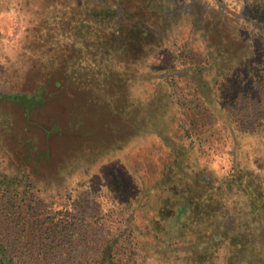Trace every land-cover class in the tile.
Masks as SVG:
<instances>
[{
  "label": "trees",
  "instance_id": "trees-1",
  "mask_svg": "<svg viewBox=\"0 0 264 264\" xmlns=\"http://www.w3.org/2000/svg\"><path fill=\"white\" fill-rule=\"evenodd\" d=\"M148 6L167 19L165 38L188 15L183 44L188 64L164 67L153 77L152 90L162 104L152 105L141 123L126 129L109 126L106 135L123 137L111 155L102 154L97 171L79 161L59 177L64 180L58 187H24L26 175L0 169V200L7 196L12 204L11 198L19 197L27 203L22 217L30 239L25 256L16 259L0 232V264H214L216 259L256 264L262 258L247 249L251 238L220 209L226 208L224 200H235L251 202L255 217L264 213V0H152ZM182 33L179 29L163 43L172 47ZM184 79L209 119L200 128L182 118L193 102L182 89ZM0 97H13L22 106L26 102L22 95ZM173 124L179 129L172 130ZM136 133L160 137L168 160L152 183L137 172L123 187L120 181L108 183L107 160L123 146L134 144L129 151H135L141 142L132 139ZM215 134L227 143V163L218 175L204 161ZM58 198L62 204L57 209L38 204H54ZM93 223L104 232L92 239ZM259 232L252 238L258 239ZM220 250V259L211 261Z\"/></svg>",
  "mask_w": 264,
  "mask_h": 264
},
{
  "label": "rangeland",
  "instance_id": "rangeland-1",
  "mask_svg": "<svg viewBox=\"0 0 264 264\" xmlns=\"http://www.w3.org/2000/svg\"><path fill=\"white\" fill-rule=\"evenodd\" d=\"M150 1L0 0V93L26 98L22 106L13 97H0V169L10 175H26L24 187H58L64 180L59 177L77 162L89 163L97 171L100 157L112 154L123 136L106 135L109 126L126 129L141 123L138 120L152 105L162 104L156 102L152 80L164 67L188 64L183 44L189 18L186 15L173 24L183 33L175 45H165L163 40L172 39L178 30L172 29V36L164 37L168 21L149 8ZM182 89L193 97L192 109L182 118L186 123L192 119L197 128L207 124L203 103L191 93L185 79ZM173 129L178 130L179 125L173 124ZM143 135L133 134L135 142L141 141L135 151H129L134 144L125 149L122 145L120 154L106 159L110 163L108 183L120 181L123 187L134 179L135 172L144 175L147 183L159 176L168 157L160 137ZM226 147L215 134L211 154L204 160H209L214 175L227 163ZM11 199L12 204L7 196L0 200V232L17 259L25 256L24 247L30 244L28 223L22 217L27 203L19 197ZM224 201L227 205L223 206L230 208L220 211L251 238L247 249L262 255L255 263L263 262L264 213L255 217L251 202ZM38 204L57 209L62 202L58 198L54 204ZM110 217L117 219L113 214ZM256 222L261 232L255 240ZM89 232L92 239L98 238L104 227L93 223ZM215 253L210 259H220L222 251ZM216 261L214 264H220Z\"/></svg>",
  "mask_w": 264,
  "mask_h": 264
}]
</instances>
